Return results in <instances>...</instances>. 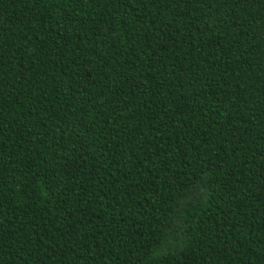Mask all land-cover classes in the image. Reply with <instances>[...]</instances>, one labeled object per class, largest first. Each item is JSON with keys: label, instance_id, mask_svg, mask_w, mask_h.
Returning a JSON list of instances; mask_svg holds the SVG:
<instances>
[{"label": "trees", "instance_id": "obj_1", "mask_svg": "<svg viewBox=\"0 0 264 264\" xmlns=\"http://www.w3.org/2000/svg\"><path fill=\"white\" fill-rule=\"evenodd\" d=\"M0 264H264V0H0Z\"/></svg>", "mask_w": 264, "mask_h": 264}]
</instances>
